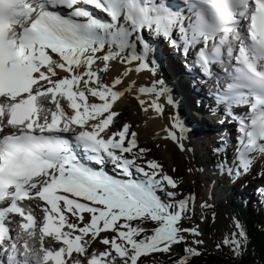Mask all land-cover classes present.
<instances>
[{"label": "bare ground", "instance_id": "bare-ground-1", "mask_svg": "<svg viewBox=\"0 0 264 264\" xmlns=\"http://www.w3.org/2000/svg\"><path fill=\"white\" fill-rule=\"evenodd\" d=\"M119 1L121 3L120 14L115 16L98 14L99 23L93 27H87L82 19L72 17L81 36L70 37L69 44L65 46L49 42L37 44L36 61L44 64V68L38 72V75H45L46 78H42V81L24 98L39 103V117H44L47 121L59 118L62 124L66 123L69 130L82 131L90 137L97 138L101 143L111 138L106 134L111 131L108 127L109 122H113L118 114L121 119L124 118L128 109L135 112L133 129L138 140L158 143L161 148H165L162 155L170 154L171 158L174 157V152L170 142H174L183 152L196 153L198 147L204 145L206 141L209 142L210 139L194 144L193 135L184 129V126L190 122L194 123L195 116L201 109L199 105L197 108L187 104L186 98L188 95L192 96V89L188 88L180 92L182 85L188 84V73L184 74L177 69L169 56H163L166 66L170 68L169 76L163 79L155 73L156 66L152 64L151 59L153 52L145 45L142 34H139L137 29L136 22L140 20L139 15L135 10L126 9L123 6V0ZM115 3L118 5L117 0ZM143 35L151 40L150 43L155 47L161 43L159 46L163 51L168 49L167 44L163 43L161 38L146 36L145 33ZM86 39L99 40L102 45L99 48L92 45L80 46L81 42ZM127 52H135L140 57L137 60L126 62L124 55ZM168 53L172 56V53ZM156 65L161 66L159 59ZM200 91L207 93L205 89ZM209 92L213 95L215 90L210 89ZM173 105L177 111L172 107ZM184 117L189 120L184 121ZM0 123L4 127H9L5 114H0ZM185 132L189 135H185ZM200 134L202 131L196 137ZM245 142V145L239 148L241 153L239 155L261 161L262 152L259 148L264 145V129L255 128L251 136L245 137ZM251 142H253L252 145H250ZM207 171L208 168H206ZM51 172V167L46 168L45 175L34 180L36 184H38L37 181L44 180V183L38 186L43 191L44 187L49 184L51 191L46 192L49 199L47 204L38 201L35 193L30 192L28 197L18 202L20 212L9 207L13 239L20 235L17 221L25 225L29 224L26 221L28 213L24 212V209L32 208L38 218L36 223L27 227L29 232L21 233L23 238L28 239L31 235H39V224L44 218L42 213L44 206L52 205L57 198L62 196L67 197L78 208H83V211L90 208L91 212L98 214V221L110 211L109 206L102 200L104 192L114 189L120 194L119 204L111 209L117 219L126 214L125 202L133 200L132 193L120 186L93 178L63 184ZM168 200L171 201V199ZM67 221L68 217L64 216L62 233L77 234V230L66 226ZM170 230L172 229L166 228L159 232L158 236L150 240L148 245L168 239L172 235ZM41 238L47 245L54 244L51 236ZM84 243L89 244V247L98 252L104 249L103 244L97 243L91 237L87 238ZM32 249L36 255L39 253L38 249ZM89 251V255L93 254ZM108 256L114 260L112 253ZM81 257L82 254L79 253L73 257L72 261H77ZM113 263L119 264V261Z\"/></svg>", "mask_w": 264, "mask_h": 264}, {"label": "rangeland", "instance_id": "rangeland-1", "mask_svg": "<svg viewBox=\"0 0 264 264\" xmlns=\"http://www.w3.org/2000/svg\"><path fill=\"white\" fill-rule=\"evenodd\" d=\"M161 46L163 47V44ZM172 107L175 109L174 105ZM134 113L127 109L124 118L121 119L118 114L114 117L113 122L110 121L108 124L111 131L118 133L119 138L125 137L124 150L121 154L128 155L129 168L141 175L140 179L137 180L138 185L120 186L133 195V200L125 202L124 211H126V214L117 219L115 213L111 211L113 206L119 204L120 194L117 190L115 191L118 195L104 192L102 200L109 206L110 211L105 213L101 228L91 231L86 228L90 226L93 214L90 212L81 214L80 209L67 206V203L61 199L60 206L64 208L66 217H68L66 226L69 229L77 230L80 234L86 236V239L88 237L96 238L94 240L103 244V248L109 252H112L113 247L119 244L123 249V254L117 257L112 253L114 261L118 260L119 264H140L139 256L142 252L164 245L169 239L182 241L193 254L201 259L216 256L222 261H228V258L237 257L243 249L244 240L237 228L235 211L228 202L222 203V207H215V204L221 202L220 198L215 203L210 201L211 205H209L203 193L206 189L201 187L198 178L199 173H196L197 164L200 163V160H203V154L200 152H183L174 142H170L174 157L171 158L170 154L163 156L165 148H161L158 143L137 139V134L133 129ZM135 148H140V153L137 150L138 156L134 157ZM211 156V154L208 155V157ZM255 161L259 160L256 159ZM255 163L257 164L239 167L233 180L237 176L245 178L248 173L253 172L251 170H254V168L258 170L260 166H264V154H262V160ZM262 184H264V172L260 181L252 183V188L257 191L259 190L257 187ZM161 190L164 197L171 199V201L160 199L157 192H161ZM261 191H264V185ZM201 201L205 205L198 207ZM137 216L146 217L147 219H160L166 223L165 229H172L170 230L172 235L168 239L153 245L140 246L131 243L130 234L125 230L119 231L116 222L122 218L127 219ZM111 226L114 227L113 230L110 229ZM100 231L103 232L99 234ZM83 240L85 241L84 238ZM207 243L212 244L215 249L219 250L222 257L217 255Z\"/></svg>", "mask_w": 264, "mask_h": 264}, {"label": "trees", "instance_id": "trees-1", "mask_svg": "<svg viewBox=\"0 0 264 264\" xmlns=\"http://www.w3.org/2000/svg\"><path fill=\"white\" fill-rule=\"evenodd\" d=\"M160 198L165 200L162 195ZM256 198L258 203L253 201L248 207L240 196L234 197L231 205L237 218V228L244 240L243 249L237 257L228 258V261H222L216 256L201 259L182 241L170 239L164 245L144 251L139 257V262L141 264H264V201L261 197ZM118 225L120 228H127L135 243L140 245H144L164 227L163 222L157 219L139 216L122 220Z\"/></svg>", "mask_w": 264, "mask_h": 264}, {"label": "water", "instance_id": "water-1", "mask_svg": "<svg viewBox=\"0 0 264 264\" xmlns=\"http://www.w3.org/2000/svg\"><path fill=\"white\" fill-rule=\"evenodd\" d=\"M100 45H101L100 42H96V43H95V46H96V47H100ZM124 60H125L126 62H130V61H133V60H137V57H136V56H133L132 54H130L129 52H127V53L124 55ZM208 245H209V246H210V247L216 252L217 255H219V256L222 257L221 253L218 252L215 248H213L211 244L208 243Z\"/></svg>", "mask_w": 264, "mask_h": 264}]
</instances>
